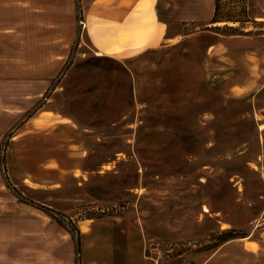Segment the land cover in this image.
<instances>
[{
  "label": "rangeland",
  "instance_id": "1",
  "mask_svg": "<svg viewBox=\"0 0 264 264\" xmlns=\"http://www.w3.org/2000/svg\"><path fill=\"white\" fill-rule=\"evenodd\" d=\"M217 2L219 24L189 28L169 48L115 59L153 34V14L139 10L153 0H0V264H79L80 230L104 217L130 218L141 194L158 208L166 198L183 202L176 239L147 242L145 264H255L236 239L223 242L244 236L258 211L256 204L231 207L240 196L225 179L207 183L231 227L206 221L180 234L195 220L194 195L205 189L200 164L225 165L236 154L264 175V91L253 100L218 98L205 68L217 37L222 42L211 55L224 66L229 37L263 39L264 20L252 22L262 2ZM48 112L84 130L88 154L77 178L37 185L15 161L13 143L31 116ZM243 181L233 179L242 192ZM257 181L249 176L246 183L254 188Z\"/></svg>",
  "mask_w": 264,
  "mask_h": 264
},
{
  "label": "crops",
  "instance_id": "2",
  "mask_svg": "<svg viewBox=\"0 0 264 264\" xmlns=\"http://www.w3.org/2000/svg\"><path fill=\"white\" fill-rule=\"evenodd\" d=\"M207 1L208 3L206 0H153L150 8L139 9L143 13L153 14V19H148L149 23H153V34L144 45L140 43L125 46V50L115 59L133 58L138 53L154 48L158 51L169 48L184 36L189 28L196 26L210 28L207 26L219 24L213 22L216 0ZM251 1L254 7L258 5V1L262 2L261 9L259 8L260 14L255 15L252 22L257 19L264 20V0ZM251 1L247 0L249 3ZM262 37L263 39L255 38L249 34L229 37L227 40L233 46L228 50V54L226 53L230 61L225 66L219 63L216 55H211L212 50L220 43L221 37H217L209 44L205 52L207 65L205 68L207 75H211V78H207L210 92L218 98L230 101L253 100L263 93L264 35ZM100 53L103 57L110 55V52L106 51ZM120 64L122 66L123 62ZM125 66L122 68L127 72ZM225 67L227 72L222 69ZM243 74L251 77L248 83L239 81L238 75ZM232 75L236 76L232 77ZM131 79L132 87L135 89L138 84L134 78ZM235 90L242 93L235 97L233 93ZM83 131L71 118L62 114L48 112L31 116L22 125L21 131L16 136L17 141L13 143L15 161L18 165H22L27 179L37 185H58L71 178H77L75 175L81 171L88 154L87 139ZM225 163L228 165L200 164L198 172L202 171V173H199L197 180L200 185H205V189L199 190L197 195H194L193 204L197 208L195 220L190 221L191 224L186 221L180 234L184 237L188 236L206 221H213L218 230L222 225L231 227L233 221H227V210L218 208L213 202L207 183L208 178L225 179L229 188L240 196L233 200L231 207L239 203L245 205L246 209L255 207V204L258 206L256 216H253L257 223L249 222L251 226L244 237L234 241L240 243L244 252L253 256L255 264H264V175L249 168V161H241V157L236 154ZM234 163L240 164L241 167L232 170L231 166ZM260 169L262 171V167ZM249 176L258 177L256 187L252 188L246 183ZM234 178L244 179L243 192L239 185L236 187L238 182L233 183ZM256 189L259 191L256 192ZM248 191L251 197L249 199L246 197L241 202V196ZM143 196L144 194L139 195L137 201L139 205L137 204L130 218L104 217L85 225L84 231L80 230L79 264H145L147 242L158 238L176 239L177 236L172 231L174 216L180 213L183 202L175 203L174 199L166 198L162 201L163 207L158 208L154 203L145 201ZM184 202L188 203V200ZM162 211L163 214L160 215ZM247 244L253 245L254 248H246ZM209 261L210 259L204 264Z\"/></svg>",
  "mask_w": 264,
  "mask_h": 264
},
{
  "label": "trees",
  "instance_id": "3",
  "mask_svg": "<svg viewBox=\"0 0 264 264\" xmlns=\"http://www.w3.org/2000/svg\"><path fill=\"white\" fill-rule=\"evenodd\" d=\"M217 4H218V2H217V0H216V11H215V16H214V18H213V22H217V20H216V17H217ZM235 22H237V21H235ZM224 232H228V231H224ZM232 233V232H231ZM224 234H226V233H224ZM228 234V233H227ZM233 234V233H232ZM244 236H240V235H237L236 233L235 234H233V236H228V237H226V239H224V241L223 242H227V241H229V240H234V239H238V238H243Z\"/></svg>",
  "mask_w": 264,
  "mask_h": 264
},
{
  "label": "bare ground",
  "instance_id": "4",
  "mask_svg": "<svg viewBox=\"0 0 264 264\" xmlns=\"http://www.w3.org/2000/svg\"><path fill=\"white\" fill-rule=\"evenodd\" d=\"M222 228H224V227H222Z\"/></svg>",
  "mask_w": 264,
  "mask_h": 264
}]
</instances>
